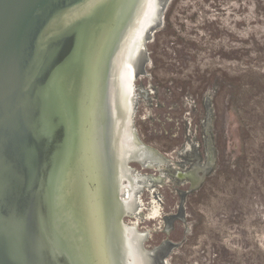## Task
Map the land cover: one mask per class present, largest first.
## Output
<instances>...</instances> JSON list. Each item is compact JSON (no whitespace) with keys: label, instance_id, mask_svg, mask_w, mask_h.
<instances>
[{"label":"water","instance_id":"95a60500","mask_svg":"<svg viewBox=\"0 0 264 264\" xmlns=\"http://www.w3.org/2000/svg\"><path fill=\"white\" fill-rule=\"evenodd\" d=\"M148 2L0 0V264H154L125 222L140 143L113 95Z\"/></svg>","mask_w":264,"mask_h":264},{"label":"rangeland","instance_id":"374dc122","mask_svg":"<svg viewBox=\"0 0 264 264\" xmlns=\"http://www.w3.org/2000/svg\"><path fill=\"white\" fill-rule=\"evenodd\" d=\"M153 20L134 59L133 127L176 159L182 141L176 134L195 126L200 133L211 98L217 152L214 174L189 197L187 218L176 220L172 232L165 231L173 220L161 217L158 200L145 204L150 212L140 200L138 212L147 215L134 220L148 231L143 245L180 242L169 264H264V0H158ZM162 193L163 212L175 211V195Z\"/></svg>","mask_w":264,"mask_h":264},{"label":"flooded vegetation","instance_id":"af4514ba","mask_svg":"<svg viewBox=\"0 0 264 264\" xmlns=\"http://www.w3.org/2000/svg\"><path fill=\"white\" fill-rule=\"evenodd\" d=\"M144 59L147 61L145 55ZM141 92L149 98L150 94L147 88H142ZM151 103L153 104V102ZM205 104L206 115L202 120L200 133L195 126L186 135H182L181 133L176 134V136L182 139L178 148L174 149L177 154L176 159L167 155L166 151H162L143 141L137 132L140 141L137 148L139 154L136 155V158H131L128 161L130 168L129 178L123 181V192L121 196L129 201L130 209L126 217H131V219L128 224L135 226V233L143 236L141 241L149 236L148 231L139 230L135 223L136 220H134L137 214L141 219L146 218L147 214L144 210L138 212L141 201L144 207L149 209L150 212L152 206L147 208L145 204H151L153 197L158 200L162 209L161 217L163 219L170 217L173 220L172 225L165 227V231L170 233L175 228L174 222L176 220H186L189 197L201 191L209 178L214 174L216 167L215 153L217 152V149H215L216 135H214V103L211 98H208ZM141 120H146V117L142 116ZM187 129L189 130L188 125ZM234 146L236 147L237 144L235 143ZM219 154L220 151L218 149L217 161H221L222 159ZM133 162L140 164L143 168L155 169L157 172L142 171V169L134 167L132 165ZM152 188L153 191L151 190ZM165 189L172 191L175 195V211L168 210V212H163V209H166L167 203L166 196L162 193V190L165 191ZM143 196L147 199L144 200ZM150 198L151 200L149 201ZM179 244L180 242H174L172 239L165 238L160 244L154 246V248L148 249L156 254L154 264H169L170 260L168 255Z\"/></svg>","mask_w":264,"mask_h":264},{"label":"bare ground","instance_id":"6f19581e","mask_svg":"<svg viewBox=\"0 0 264 264\" xmlns=\"http://www.w3.org/2000/svg\"><path fill=\"white\" fill-rule=\"evenodd\" d=\"M154 13L155 12H153V1L149 0L147 7L144 8L143 12L140 15V18L137 20L136 24L134 25L131 34L128 36L126 40L125 47H123L117 59L116 75L113 85V95L116 101V98H119L120 92L122 91V105H126V106L128 105L129 108L128 115L130 116L129 118L131 124L133 123L132 118H133V109H134L133 107L134 105L131 106V101L133 102V94L131 92V89L134 86L133 85L134 80L138 75L136 71V67L131 61L132 51L135 47V44L141 41L142 39H144L147 28L151 26V24L154 21L153 20ZM117 85L119 87L122 86L124 89L122 90L119 89L120 91L117 90ZM116 106H118L117 103ZM132 129L135 130L134 128ZM138 142H140L139 138H138ZM132 153H134V157L136 158V155L139 154V151L137 150V148L136 149L134 148L132 150Z\"/></svg>","mask_w":264,"mask_h":264}]
</instances>
